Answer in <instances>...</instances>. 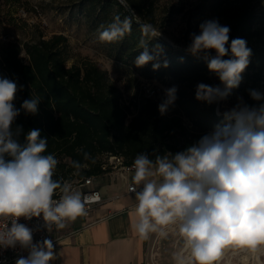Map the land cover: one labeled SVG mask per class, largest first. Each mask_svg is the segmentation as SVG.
<instances>
[{"label":"clouds","instance_id":"obj_1","mask_svg":"<svg viewBox=\"0 0 264 264\" xmlns=\"http://www.w3.org/2000/svg\"><path fill=\"white\" fill-rule=\"evenodd\" d=\"M132 21L129 16H115L107 27L101 26L99 39H122L131 31ZM140 28L145 36L159 35L151 25ZM199 28V34H191L188 50L203 55L223 87L199 83L195 98L211 104L239 86L252 52L243 38L229 43L230 27L216 19L202 22ZM147 45L141 39L143 51L134 64L143 67L153 62L156 70L161 66L154 62L158 54ZM163 66H168L166 60ZM22 88L0 77V219L10 222V227L6 223L0 230V247L28 249L27 257L15 264H50L55 259L52 241L34 244L32 230L19 219L42 216L49 231L53 225L62 229L66 220L85 214L89 198H82L70 183L53 179L59 161L54 154H46L48 139L41 137L39 129L26 133L23 146L18 142L23 129L19 125L13 129L16 118L21 110L35 115L40 102L26 99L17 109L13 101ZM176 93L175 86L165 90L166 99L158 105L161 115L175 102ZM249 95L255 101L264 100V93L257 90H249ZM224 119L226 123L184 151L154 159L140 153L132 166L128 191L135 193L133 229L142 239L153 233L166 238L169 226H177L190 264H216L229 248L256 252L264 247V104L249 106L240 98ZM5 155L11 159L6 161ZM73 167L79 170L82 165L74 161ZM174 259L176 264H186L183 254Z\"/></svg>","mask_w":264,"mask_h":264},{"label":"trees","instance_id":"obj_2","mask_svg":"<svg viewBox=\"0 0 264 264\" xmlns=\"http://www.w3.org/2000/svg\"><path fill=\"white\" fill-rule=\"evenodd\" d=\"M86 17L91 30H103L117 15L132 17L131 31L116 41L109 42L116 57L130 63L142 76L159 81H172L177 90L176 100L165 114L158 105L165 99L136 93L124 101L120 88L112 82L109 73L89 58L68 64L70 44L64 33L24 42L0 43V77L14 80L22 90L13 101L17 109L24 100L39 99L35 115L21 110L13 129L22 126L16 137L23 146L25 135L39 129L41 137L48 139L46 154H54L59 161L53 179L60 180L99 175L105 172L103 155H119L126 164L134 162L137 154H176L212 132L217 125L226 123L209 104L195 98L196 86L204 83L221 86L218 77L210 72L203 55H193L188 49L190 40L174 39L167 42L158 36H145L140 23L120 0H86ZM137 19L147 22L156 30L165 27L174 14L184 12L185 6L169 7L158 20L157 0H125ZM264 0H206L196 6L198 15L206 10L224 19L230 27V40L243 38L251 49L249 64L241 74L239 86L231 89L235 107L242 98L249 106L258 107L264 100L251 99L249 90L264 93ZM82 13V12H81ZM85 14V13H84ZM143 39L148 49L158 54L160 67L153 70V62L143 67L134 64L143 51ZM188 50V51H187ZM215 53L213 52L212 55ZM228 57H225L227 59ZM168 66L164 67V61ZM181 87V86H180ZM229 99V97H226ZM223 105L224 99L220 100ZM231 105V104H230ZM221 107V106H220ZM85 153L88 158L85 159ZM11 157L5 155V160ZM82 167L77 170L73 162Z\"/></svg>","mask_w":264,"mask_h":264},{"label":"rangeland","instance_id":"obj_3","mask_svg":"<svg viewBox=\"0 0 264 264\" xmlns=\"http://www.w3.org/2000/svg\"><path fill=\"white\" fill-rule=\"evenodd\" d=\"M202 1L206 0H157L158 20L164 16L169 7L185 6L184 12L172 15L165 27L157 31L172 43H174V39L184 38L192 42L191 34H199V25L202 22L216 19L221 25H224V19L214 12L206 10L202 15H198V10L195 8ZM88 5L89 2L86 0H0V43L3 41L20 43L37 40L41 36L47 38L56 32L64 31L70 44L71 57L68 64L80 63L83 58L95 61L108 71L112 82L122 91L124 101H129L135 93L139 96L144 92L147 93L148 88L156 90L155 98L163 97L165 90L173 87L171 80L162 82L142 76L138 71L132 69L128 61L119 60L116 57V51L110 47L109 42L99 39L101 29L92 34L86 32L90 28L85 11ZM180 86L176 87L177 90L184 88L182 84ZM230 94L227 95L229 99L224 98L223 105L219 104L218 111L220 113L228 112L233 108H231L232 102L237 98ZM105 159L109 164L115 163L113 157L109 155H103V160ZM110 167L111 165H109V169L116 172L121 171L119 168ZM130 174L132 176L133 172ZM95 178L100 188L105 189V178L101 175H96ZM167 231L166 238H161L154 233L149 235L146 242L148 264H176L174 257L177 254H183L186 264H190L187 260L190 253L184 247L178 227L169 226ZM216 264H264V247L256 252L244 249H226Z\"/></svg>","mask_w":264,"mask_h":264},{"label":"crops","instance_id":"obj_4","mask_svg":"<svg viewBox=\"0 0 264 264\" xmlns=\"http://www.w3.org/2000/svg\"><path fill=\"white\" fill-rule=\"evenodd\" d=\"M132 172L133 176L134 170L122 175L108 169L99 174L105 178L103 190L95 178L103 201L89 215L77 217L58 232L51 264H148V239H142L132 227L136 201L135 194L127 191Z\"/></svg>","mask_w":264,"mask_h":264},{"label":"built area","instance_id":"obj_5","mask_svg":"<svg viewBox=\"0 0 264 264\" xmlns=\"http://www.w3.org/2000/svg\"><path fill=\"white\" fill-rule=\"evenodd\" d=\"M147 93L144 92V95L152 96L154 93H156L155 89L148 88ZM165 94V92H164ZM110 157H113L114 162H111L110 164L104 160V168L107 170L109 169V165H111L110 168H119L121 171L120 173L123 175L124 171H130L133 169V163L126 164L124 162V158L119 155H112L108 154ZM95 176L89 175L81 178H74V179H65L62 183L67 182L72 185L73 190L79 191L83 197H88L89 200L85 203V215H89L92 210L103 201V195L100 189L97 187V185L94 182ZM132 182L128 183L127 185V191L129 189V185ZM139 190V189H138ZM128 193H130L128 191ZM135 194V193H130ZM55 199L59 198V193L57 196L54 197ZM19 223L25 224L29 229L33 232V243H43L45 239H49L52 241L53 246L56 244L58 240V232L61 229H57L55 225L52 226L51 230L49 231L43 221L42 216L41 217H33L32 219H24L21 217L18 221ZM72 220H66L65 226H67ZM8 223V226L10 227V222L0 219V230H3L5 224ZM28 255V249L22 248L19 245H17L15 248L9 247V248H2L0 247V264H15V261L20 257H27ZM51 264V262H50Z\"/></svg>","mask_w":264,"mask_h":264},{"label":"water","instance_id":"obj_6","mask_svg":"<svg viewBox=\"0 0 264 264\" xmlns=\"http://www.w3.org/2000/svg\"><path fill=\"white\" fill-rule=\"evenodd\" d=\"M120 1H121L124 5L127 6L129 12L131 13V15H132L133 17H135L136 21H138L140 24L149 25L147 22H144V21H142V20L136 18V16H135L133 10L127 5V3H126L125 0H120ZM155 30H156V29H155ZM156 32L159 33V35H158L159 38H161V39H163V40H165V41H167V42H170V41H168V40H167V39H166V38H165L160 32H158L157 30H156ZM170 43H172V42H170ZM187 51H188V50H187ZM200 56H202V55H200ZM222 87H223V86H222ZM219 104H220V100L215 101V103H214V105H213L214 113L216 114V116H217L218 118H224V114H225L226 112H224V113H220V112L218 111Z\"/></svg>","mask_w":264,"mask_h":264}]
</instances>
